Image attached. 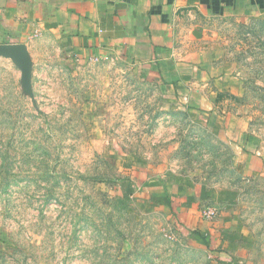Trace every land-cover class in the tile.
Instances as JSON below:
<instances>
[{
	"label": "rangeland",
	"instance_id": "obj_1",
	"mask_svg": "<svg viewBox=\"0 0 264 264\" xmlns=\"http://www.w3.org/2000/svg\"><path fill=\"white\" fill-rule=\"evenodd\" d=\"M170 30L169 70L0 56V264H264V2L187 0Z\"/></svg>",
	"mask_w": 264,
	"mask_h": 264
},
{
	"label": "crops",
	"instance_id": "obj_2",
	"mask_svg": "<svg viewBox=\"0 0 264 264\" xmlns=\"http://www.w3.org/2000/svg\"><path fill=\"white\" fill-rule=\"evenodd\" d=\"M210 1L232 8L249 0ZM185 3L187 0H0V44H22L27 50L32 41L52 39L63 42L70 52L112 50L153 57L159 68L164 65L169 70L163 58L171 38V13L175 5ZM185 100L190 110H199L204 95L191 89Z\"/></svg>",
	"mask_w": 264,
	"mask_h": 264
},
{
	"label": "water",
	"instance_id": "obj_3",
	"mask_svg": "<svg viewBox=\"0 0 264 264\" xmlns=\"http://www.w3.org/2000/svg\"><path fill=\"white\" fill-rule=\"evenodd\" d=\"M0 56L12 59L21 69L22 75H28L27 50L22 44H0Z\"/></svg>",
	"mask_w": 264,
	"mask_h": 264
},
{
	"label": "built area",
	"instance_id": "obj_4",
	"mask_svg": "<svg viewBox=\"0 0 264 264\" xmlns=\"http://www.w3.org/2000/svg\"><path fill=\"white\" fill-rule=\"evenodd\" d=\"M204 214L207 217H212L215 214V212L212 209H208L207 211H205Z\"/></svg>",
	"mask_w": 264,
	"mask_h": 264
}]
</instances>
